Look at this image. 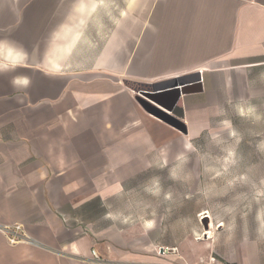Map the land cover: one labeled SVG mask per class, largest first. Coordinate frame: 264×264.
<instances>
[{
	"label": "crops",
	"instance_id": "obj_1",
	"mask_svg": "<svg viewBox=\"0 0 264 264\" xmlns=\"http://www.w3.org/2000/svg\"><path fill=\"white\" fill-rule=\"evenodd\" d=\"M108 7L0 0V227L23 225L34 240L12 245L0 230V264H178L108 210L164 159L167 127L128 82L199 73L206 83L264 62V0Z\"/></svg>",
	"mask_w": 264,
	"mask_h": 264
},
{
	"label": "rangeland",
	"instance_id": "obj_2",
	"mask_svg": "<svg viewBox=\"0 0 264 264\" xmlns=\"http://www.w3.org/2000/svg\"><path fill=\"white\" fill-rule=\"evenodd\" d=\"M103 1L104 13L119 15L129 0ZM201 84L202 92L183 97L181 116L146 94L152 86L128 82L172 125L157 118L167 127L164 159L133 178L108 210L152 254L177 256L171 262L264 264V62L215 71Z\"/></svg>",
	"mask_w": 264,
	"mask_h": 264
},
{
	"label": "water",
	"instance_id": "obj_3",
	"mask_svg": "<svg viewBox=\"0 0 264 264\" xmlns=\"http://www.w3.org/2000/svg\"><path fill=\"white\" fill-rule=\"evenodd\" d=\"M195 76H197V78H194ZM201 81L202 78L199 73L196 75L191 74L180 76L150 85L154 88V91L146 94L152 95L159 104H169L170 110L175 109L181 116H183V97L192 93L202 92L203 86ZM195 86L199 87L198 90L194 89ZM136 100L147 113L172 125L171 119L169 121V117L167 118L165 115L161 114V112L159 113L155 108L149 106L140 95H136ZM174 124L176 125L175 127L184 134L188 133L187 127L182 122L174 120Z\"/></svg>",
	"mask_w": 264,
	"mask_h": 264
},
{
	"label": "built area",
	"instance_id": "obj_4",
	"mask_svg": "<svg viewBox=\"0 0 264 264\" xmlns=\"http://www.w3.org/2000/svg\"><path fill=\"white\" fill-rule=\"evenodd\" d=\"M0 230L7 236L9 243L12 245H16L18 243L25 242V241L34 243V240L29 238V236H27V234L25 233L23 225H15L12 227L7 226L4 228L0 227ZM93 256L95 258H98L94 250H93Z\"/></svg>",
	"mask_w": 264,
	"mask_h": 264
},
{
	"label": "clouds",
	"instance_id": "obj_5",
	"mask_svg": "<svg viewBox=\"0 0 264 264\" xmlns=\"http://www.w3.org/2000/svg\"><path fill=\"white\" fill-rule=\"evenodd\" d=\"M147 227H152V224H151V223H149V224L147 225Z\"/></svg>",
	"mask_w": 264,
	"mask_h": 264
},
{
	"label": "bare ground",
	"instance_id": "obj_6",
	"mask_svg": "<svg viewBox=\"0 0 264 264\" xmlns=\"http://www.w3.org/2000/svg\"><path fill=\"white\" fill-rule=\"evenodd\" d=\"M207 233V232H206ZM210 238V237H209Z\"/></svg>",
	"mask_w": 264,
	"mask_h": 264
}]
</instances>
